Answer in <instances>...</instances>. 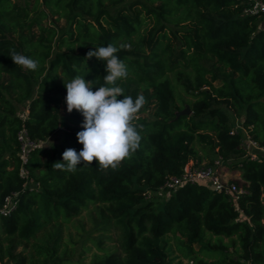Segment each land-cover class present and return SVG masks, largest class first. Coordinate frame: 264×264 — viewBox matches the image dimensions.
Returning <instances> with one entry per match:
<instances>
[{"label": "trees", "instance_id": "trees-1", "mask_svg": "<svg viewBox=\"0 0 264 264\" xmlns=\"http://www.w3.org/2000/svg\"><path fill=\"white\" fill-rule=\"evenodd\" d=\"M245 5L0 0V205L12 192L18 200L0 217V264H80L85 242L97 249L89 264H171L169 234L186 264H264V154L249 157L231 118L264 146V14H243ZM122 43L130 45L117 53L129 76L118 83L124 95L146 99L135 121L143 125L139 149L115 170L95 162L75 173L54 169L66 149L83 147L76 136L83 117L67 112L64 82L81 76L97 90L104 62L86 61L87 52ZM10 50L39 67L16 66ZM185 105L190 113L176 117ZM21 128L38 142L63 129L57 141L30 151L27 178L19 175ZM216 157L239 175L229 179L243 190L236 199L202 182L150 197L187 164L215 167ZM90 209L102 233L89 231L78 245L65 240V226Z\"/></svg>", "mask_w": 264, "mask_h": 264}, {"label": "clouds", "instance_id": "clouds-1", "mask_svg": "<svg viewBox=\"0 0 264 264\" xmlns=\"http://www.w3.org/2000/svg\"><path fill=\"white\" fill-rule=\"evenodd\" d=\"M121 49H130V45L122 43L117 47L108 44L87 52L86 61L95 57L104 62V84L97 90H92L93 81H86L81 76L64 82L67 112L71 114L76 110L83 117L80 124L82 130L76 134L78 143L83 147L79 152L66 149L62 153V162L52 165L54 169L75 173L78 165L87 168L95 162L100 171L109 168L115 170L139 149L143 125L135 121L146 99L143 94L135 99L124 95V89L118 82L126 80L129 71L117 55ZM9 55L15 65L23 70L35 71L39 67L37 60L14 50H10Z\"/></svg>", "mask_w": 264, "mask_h": 264}, {"label": "built area", "instance_id": "built-area-1", "mask_svg": "<svg viewBox=\"0 0 264 264\" xmlns=\"http://www.w3.org/2000/svg\"><path fill=\"white\" fill-rule=\"evenodd\" d=\"M243 14H264V2L261 0H246V5L242 10ZM264 27V23H262ZM18 142V156L20 159L19 175L22 177H28V170L25 166L28 160L30 151L40 146V142L32 140L25 128H21L17 133ZM248 155L251 159L257 158V151L264 154V146L258 145L255 141L247 140ZM30 181V180H29ZM186 182H202L213 190L221 191L224 190L233 195L236 199L243 190L238 187L235 183L224 181L220 175L213 169V167H192L187 164L182 173L178 176H168L164 182L163 189L166 191H172L178 186ZM17 193L12 192L6 195L3 199V203L0 205V217L6 216L17 204Z\"/></svg>", "mask_w": 264, "mask_h": 264}, {"label": "rangeland", "instance_id": "rangeland-1", "mask_svg": "<svg viewBox=\"0 0 264 264\" xmlns=\"http://www.w3.org/2000/svg\"><path fill=\"white\" fill-rule=\"evenodd\" d=\"M20 3H23V0H17ZM64 24V20L63 18H60L58 20V25L61 26ZM151 107L145 109V112L143 113V115L149 117L150 113H151ZM19 113L24 115L25 114V109L24 107H20L19 108ZM232 118V124H233V129L240 131L243 137V145L246 147L247 146V140L248 137L245 133L244 130L241 129L240 125H239V121L237 119ZM63 129H59L57 131H55L53 133V135L51 137H49L46 141L40 142V145H48V143L52 142V141H57L61 135H62ZM214 160V164L216 165L215 167H213V169L220 175L221 179H223L224 181H229V179H233V178H238L239 175L238 173H232L230 172L231 169H229L227 167V165H225L220 158L216 157L213 159ZM169 192L167 191H162L159 193H156L151 195L150 197L153 199H163L168 195ZM97 224L99 223V219L96 216V214L93 212L92 209H90L89 211H85L82 213V215L80 217H78L77 219L73 220L70 224H68L67 226H65V240L69 241L70 239H72L74 241V243L78 245V243L81 241V239L89 232L91 231V236H95L97 235V233H102V230H98ZM108 235V234H107ZM111 235V237H114V234L111 233L109 234ZM164 242H165V250L168 252L169 254V260L171 264H186L187 263V259L182 257L178 252H176L175 250V246H174V240L172 235H166L163 238ZM105 244L108 247H116V243L112 242L111 240H106ZM76 245V246H77ZM86 247H89V250L84 254L82 260L80 261V264H89L92 254L94 252H97V249L92 245L91 242H85ZM99 252V251H98Z\"/></svg>", "mask_w": 264, "mask_h": 264}, {"label": "water", "instance_id": "water-1", "mask_svg": "<svg viewBox=\"0 0 264 264\" xmlns=\"http://www.w3.org/2000/svg\"><path fill=\"white\" fill-rule=\"evenodd\" d=\"M189 113H190L189 107L187 105H185V107L183 109L177 111L175 114L177 117L179 115H184V114H189Z\"/></svg>", "mask_w": 264, "mask_h": 264}]
</instances>
